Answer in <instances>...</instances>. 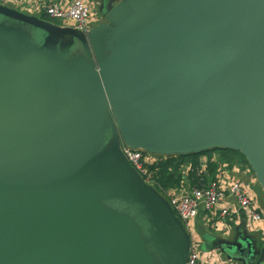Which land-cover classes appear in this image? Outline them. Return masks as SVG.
I'll list each match as a JSON object with an SVG mask.
<instances>
[{
  "label": "water",
  "instance_id": "1",
  "mask_svg": "<svg viewBox=\"0 0 264 264\" xmlns=\"http://www.w3.org/2000/svg\"><path fill=\"white\" fill-rule=\"evenodd\" d=\"M121 141L240 151L264 191V0H122L87 34L0 4V264H185ZM221 243L264 264L248 233Z\"/></svg>",
  "mask_w": 264,
  "mask_h": 264
},
{
  "label": "crops",
  "instance_id": "2",
  "mask_svg": "<svg viewBox=\"0 0 264 264\" xmlns=\"http://www.w3.org/2000/svg\"><path fill=\"white\" fill-rule=\"evenodd\" d=\"M69 1L70 0H8L4 5L9 9L28 16H33L54 26L71 27L69 23L65 25L54 24L44 19L48 17L44 12L45 6L48 3L58 2L66 6ZM87 1L91 7L92 15L96 16L98 19L96 23L92 22V27H94L100 23L106 22V15L122 0ZM146 154L154 159H150L151 161H149V164L156 160L153 153L148 152ZM222 157L219 151L200 155V169L207 175L206 180L217 179L223 186L233 180L239 181L247 188L250 194L256 197V201L264 213V203L261 201L257 177L248 161L246 163L239 159L228 161L224 159L225 157ZM210 163L214 165L211 166L209 165ZM184 169H188V166ZM186 175L187 173L185 171L184 176L178 184L159 193L168 203L170 196L179 197L193 187ZM230 202L236 204L233 198L230 199ZM233 211L232 216L220 219L218 211L205 212L202 210L189 222L191 233L193 232V239L198 243L200 249L201 259L199 264H239L238 262L236 263V261L228 259L220 247L222 240H233L236 235L238 238H241L242 236L245 237L246 233H248L256 240L257 247H264V219L256 221L255 223L250 222L247 220L244 210L240 209L237 205H234Z\"/></svg>",
  "mask_w": 264,
  "mask_h": 264
},
{
  "label": "built area",
  "instance_id": "3",
  "mask_svg": "<svg viewBox=\"0 0 264 264\" xmlns=\"http://www.w3.org/2000/svg\"><path fill=\"white\" fill-rule=\"evenodd\" d=\"M7 1L0 0V4L4 5ZM44 12L48 17L67 21L72 28L84 34H87L92 27L91 20L93 15L87 0H70L66 6L58 2H50L45 6ZM121 150L143 180L149 185L154 184L153 175L147 169V164L153 158L145 154V151L141 148H132L122 144ZM231 198L236 201V204L230 202ZM169 204L190 235V246L185 264H199L200 262L199 245L193 239L189 228V222L200 211H218L219 218L225 219L232 216L233 207L237 205L244 210L246 218L250 222L264 219V213L257 203L256 197L250 194L247 188L236 180L223 186L217 179L205 181L201 178L199 185H194L181 196H170Z\"/></svg>",
  "mask_w": 264,
  "mask_h": 264
},
{
  "label": "trees",
  "instance_id": "4",
  "mask_svg": "<svg viewBox=\"0 0 264 264\" xmlns=\"http://www.w3.org/2000/svg\"><path fill=\"white\" fill-rule=\"evenodd\" d=\"M214 151H219L224 159L228 161L241 160L246 163L247 160L242 155L240 151L226 149V148H212L209 150H204L199 153H189V154H174V155H159L160 157L155 156V161L153 163L147 164L149 171L152 173L153 178L156 179V183L159 185V190L162 192L167 190L171 186H175L184 176V172L187 173V178H189L192 185H199L201 178L206 180V174L201 171V154H209ZM145 153V152H144ZM146 154V153H145ZM222 157V158H223ZM209 165L213 166L214 164L210 163ZM188 166V169H184Z\"/></svg>",
  "mask_w": 264,
  "mask_h": 264
},
{
  "label": "rangeland",
  "instance_id": "5",
  "mask_svg": "<svg viewBox=\"0 0 264 264\" xmlns=\"http://www.w3.org/2000/svg\"><path fill=\"white\" fill-rule=\"evenodd\" d=\"M45 20H47V21H50V22H52V23H54V24H56V23H58V24H62V25H65V24H67L68 22L67 21H65V20H60V19H56V18H51V17H45L44 18ZM94 19H96V20H94ZM94 20V21H93ZM97 18H96V16H92V20H91V22H93V23H96L97 22ZM122 144H124L122 141H121V145ZM120 145V146H121ZM145 151V150H144ZM145 153H148L147 151H145ZM156 157L158 156V157H160L159 155H162V156H165L166 154H157V153H153ZM174 155V154H173ZM147 169H148V167H147ZM149 170V169H148ZM143 179V178H142ZM152 180L154 181V184H151L150 186L151 187H153L158 193H160L161 191L159 190V185H158V183H156V179L155 178H153L152 177ZM145 182V181H144ZM145 183H147V182H145ZM148 184V183H147ZM258 185H259V187H260V189H259V193H260V196H261V201L264 203V191H263V189H262V187L260 186V184L258 183ZM194 186V185H193ZM195 186H196V184H195ZM161 190L163 191V189L161 188Z\"/></svg>",
  "mask_w": 264,
  "mask_h": 264
},
{
  "label": "bare ground",
  "instance_id": "6",
  "mask_svg": "<svg viewBox=\"0 0 264 264\" xmlns=\"http://www.w3.org/2000/svg\"><path fill=\"white\" fill-rule=\"evenodd\" d=\"M56 24H58V23H56ZM233 212H234V211H233ZM221 221H222V220H221ZM254 223H255V222H254ZM258 224H259V222H258ZM221 226H222V225H221ZM254 227H255V224H254ZM254 227H253V228H254ZM192 229H193V228H192ZM192 233H193V232H192ZM225 233H226V232H225ZM228 237H229V236H228ZM214 257H215V256H214ZM200 259H201V258H200Z\"/></svg>",
  "mask_w": 264,
  "mask_h": 264
}]
</instances>
